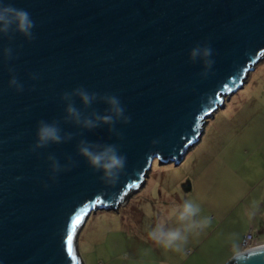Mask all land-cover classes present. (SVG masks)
<instances>
[{"label": "water", "instance_id": "1", "mask_svg": "<svg viewBox=\"0 0 264 264\" xmlns=\"http://www.w3.org/2000/svg\"><path fill=\"white\" fill-rule=\"evenodd\" d=\"M2 2L29 11L36 26L31 42L19 33L11 41L0 36V264H83L76 242L87 218L117 211L143 187L154 160L181 164L207 119L264 59V0ZM205 40L215 64L201 78L202 65L189 61V50ZM9 46L14 58L6 60ZM9 67L23 92L9 87ZM78 86L119 96L132 118L115 125L123 139L108 125L87 130L64 122L61 94ZM74 99L86 114L107 108ZM42 119L60 121L62 134L80 135L30 151ZM80 139L121 145L128 162L118 184L98 179L101 173L77 153ZM49 154L61 164L71 156L76 166L53 181ZM247 256V264H264V250Z\"/></svg>", "mask_w": 264, "mask_h": 264}, {"label": "rangeland", "instance_id": "2", "mask_svg": "<svg viewBox=\"0 0 264 264\" xmlns=\"http://www.w3.org/2000/svg\"><path fill=\"white\" fill-rule=\"evenodd\" d=\"M255 67L243 88L207 119L201 140L181 164L154 160L143 187L117 211L87 218L76 242L83 264H225L231 259L230 235L241 246L248 233L254 244H264V59ZM184 199L199 203L211 224L190 234L176 252L147 233ZM254 205L256 215L249 220L246 213Z\"/></svg>", "mask_w": 264, "mask_h": 264}, {"label": "clouds", "instance_id": "3", "mask_svg": "<svg viewBox=\"0 0 264 264\" xmlns=\"http://www.w3.org/2000/svg\"><path fill=\"white\" fill-rule=\"evenodd\" d=\"M35 21L31 17V13L24 8H17L10 3H3L0 0V36L6 37L9 41L13 40L16 33L21 34L27 41L31 42L35 39L33 29ZM3 55L6 60L13 59L12 47L3 48ZM214 49L211 44L205 40L197 43L189 50V61L191 63L200 62L202 70L198 73L201 78H207L213 73ZM12 75L8 81V85L17 92L24 91V85L15 75V69L8 68ZM31 79H39L36 73L30 74ZM79 98L85 108H90L94 102L100 101L107 105L103 114L93 109L87 114L75 106V99ZM61 100L65 102L64 122H71L80 128L92 130L108 125V130L118 139H123V135L117 130V123L128 124L131 122V116L126 114V109L122 104L119 96L114 94H100L97 92H89L85 87L78 86L72 91H65L61 94ZM80 133L66 132L62 134L60 121L52 120L51 122L39 120L37 122L36 141L32 145L30 151L39 148H45L49 144H60L70 141L74 136ZM156 141H153L155 143ZM78 155L85 158L86 162L93 170L101 175L98 179L105 185L115 186L119 183L122 174L127 167V156L120 151V144L90 142L80 139L76 145ZM67 163L61 164L55 155L49 154L47 160L51 169L50 179L56 180L57 174L70 171L76 166V161L71 157H67ZM19 179V178H18ZM48 187L47 184L44 185ZM201 206L194 199H184L182 203L173 205L166 216L158 219L154 226L148 230V238L157 245L176 252L183 251L187 244L190 234H199L211 224V218L201 216ZM247 217L251 220L256 215V206L254 205L247 213ZM177 226H170L172 222ZM231 258L233 264H247L248 249L241 246L239 237L236 234L229 236ZM258 249L264 250V244L258 245Z\"/></svg>", "mask_w": 264, "mask_h": 264}, {"label": "built area", "instance_id": "4", "mask_svg": "<svg viewBox=\"0 0 264 264\" xmlns=\"http://www.w3.org/2000/svg\"><path fill=\"white\" fill-rule=\"evenodd\" d=\"M253 241L254 240H253L251 233L246 234L242 240V247L249 250V249L257 247L258 245H261V244H254Z\"/></svg>", "mask_w": 264, "mask_h": 264}, {"label": "snow or ice", "instance_id": "5", "mask_svg": "<svg viewBox=\"0 0 264 264\" xmlns=\"http://www.w3.org/2000/svg\"><path fill=\"white\" fill-rule=\"evenodd\" d=\"M79 220H80V218H77V220L74 221L73 223H74V224H77V223H79ZM68 241H69V244H71V241H72V236H71V235H69V237H68ZM69 251H71V248H69Z\"/></svg>", "mask_w": 264, "mask_h": 264}, {"label": "crops", "instance_id": "6", "mask_svg": "<svg viewBox=\"0 0 264 264\" xmlns=\"http://www.w3.org/2000/svg\"><path fill=\"white\" fill-rule=\"evenodd\" d=\"M260 63H261V61L258 63V65H259ZM255 68H256V67H255ZM255 68H254V70H256ZM250 76H251V74H250ZM248 78H249V77H248ZM246 82H247V80H246ZM244 85H245V84H244ZM253 240H254V238H253ZM257 244H261V243H257ZM93 264H104V263H101V261H99V263H95V262H94Z\"/></svg>", "mask_w": 264, "mask_h": 264}]
</instances>
